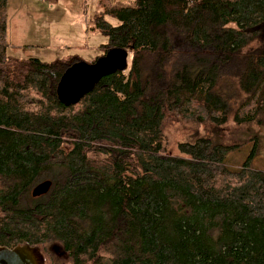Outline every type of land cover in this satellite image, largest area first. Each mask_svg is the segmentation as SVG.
<instances>
[{
    "label": "trees",
    "instance_id": "1",
    "mask_svg": "<svg viewBox=\"0 0 264 264\" xmlns=\"http://www.w3.org/2000/svg\"><path fill=\"white\" fill-rule=\"evenodd\" d=\"M97 4L101 54L45 62L9 54L0 0V247H37L47 264L55 245L65 264H264L258 144L230 171L245 142L221 135L264 124V0ZM113 50L131 55L127 74L61 99L71 66ZM172 122L205 130L178 144L184 157L166 152Z\"/></svg>",
    "mask_w": 264,
    "mask_h": 264
},
{
    "label": "rangeland",
    "instance_id": "2",
    "mask_svg": "<svg viewBox=\"0 0 264 264\" xmlns=\"http://www.w3.org/2000/svg\"><path fill=\"white\" fill-rule=\"evenodd\" d=\"M29 1L31 3L29 8L30 10L25 8L18 9L17 6L10 7L8 14L7 33L10 43L31 46H24L17 52L10 51V54H15V57L19 59L34 58L45 62H51L67 57L69 54H66L64 49H59L58 46H48V42L45 40V38L42 37V39H40L38 37V34L43 35L45 32H47L48 21L45 19V17H43V15H37L38 13L33 11H39L44 14L47 8V0ZM111 1L126 3L128 0ZM90 9H92V6ZM64 22L69 23V21L66 19L63 21V23L57 26L53 25L55 24L53 21L51 25L48 26V28L50 29L51 26L50 31L52 33L66 31L70 34H73V36H77L78 38L82 37L80 25L74 22L73 26H70V24H64ZM110 22L112 24H116V21L114 20H111ZM28 36L31 37L32 40H29L30 38ZM83 38L87 44L84 50H79V52L76 54H73L74 52L67 53H71V55H75L86 62H91L95 57L101 54L100 50L98 51V47L105 44L107 39L98 32H91ZM256 45L257 44H253L250 49L256 47ZM130 60L131 55L128 53L127 64L124 69L125 74L128 72ZM62 95H64V93H62ZM204 133V128L192 129L176 122L170 123L165 129L167 154L171 157H184L178 150V144L181 142L193 143L199 135H203ZM221 135L226 141L230 140L241 143L245 142L241 148L231 152L225 158L223 164L228 170L238 171L249 156L254 142H256L258 144V153L257 156L251 161V168L264 173V124L259 125L257 123H250L237 125L232 121H228V123L221 128ZM39 194L41 193H37L35 196H38ZM55 246L56 247L51 248L52 255L56 260L61 261L60 264H65V261H67L66 254L63 253L62 255L61 252L63 251L60 249V247L58 245ZM55 249H57V251H55ZM44 264H47V262L45 263L44 261Z\"/></svg>",
    "mask_w": 264,
    "mask_h": 264
},
{
    "label": "water",
    "instance_id": "3",
    "mask_svg": "<svg viewBox=\"0 0 264 264\" xmlns=\"http://www.w3.org/2000/svg\"><path fill=\"white\" fill-rule=\"evenodd\" d=\"M127 56L128 52L126 51L113 50L94 64L86 62L74 64L63 77L59 96L63 101L78 100L83 93L91 90L99 79L119 69H124L127 64ZM48 187L49 183L40 184L34 188L33 196L37 193H41L39 195L46 193ZM0 264H44V258L37 247H31L28 244L18 245L13 249L0 247Z\"/></svg>",
    "mask_w": 264,
    "mask_h": 264
},
{
    "label": "crops",
    "instance_id": "4",
    "mask_svg": "<svg viewBox=\"0 0 264 264\" xmlns=\"http://www.w3.org/2000/svg\"><path fill=\"white\" fill-rule=\"evenodd\" d=\"M98 1L99 0H47L48 2L47 8L44 14L39 11H33L35 13H38L37 15H43V17H45V19L48 21L47 32H45L43 35L38 34V37L40 39H42V37L45 38V40L48 42V46H58L59 49H64V52L69 55H71V53H67V52H74L73 54H76L79 52V50L82 49L84 50L87 44L84 41L83 37H86V35L91 33L90 31L91 18L99 10L97 4ZM12 6H17L18 9L25 8L30 10L29 8L31 6V3L29 0H8V7H7L8 14H9V9ZM91 6L92 9H90ZM66 19L69 21V23L64 22V24H70V26L71 25L73 26L75 22L81 26L82 37L78 38L77 36H73V34H70L69 32L66 31H58L52 33L50 31L51 26L50 29L48 28V26L51 25L53 21L55 23L53 25L59 26ZM107 20L109 22L111 21V19H107ZM79 21L81 24L79 23ZM29 38H30L29 40H32L31 37ZM7 42L9 44V49H8L9 54L10 51L17 52L24 46H28V47L31 46V45H21V44L19 45L17 43H10L8 40V33H7ZM10 55L13 57L16 56L15 54L14 55L10 54Z\"/></svg>",
    "mask_w": 264,
    "mask_h": 264
},
{
    "label": "flooded vegetation",
    "instance_id": "5",
    "mask_svg": "<svg viewBox=\"0 0 264 264\" xmlns=\"http://www.w3.org/2000/svg\"><path fill=\"white\" fill-rule=\"evenodd\" d=\"M60 89H61V87H60ZM63 89H65V86H63ZM65 91V90H64ZM70 97V96H69ZM55 251H57V249H55ZM61 254L63 255V252H61Z\"/></svg>",
    "mask_w": 264,
    "mask_h": 264
}]
</instances>
